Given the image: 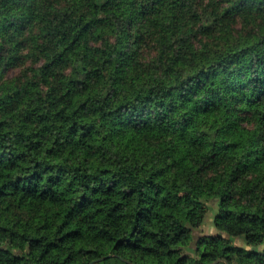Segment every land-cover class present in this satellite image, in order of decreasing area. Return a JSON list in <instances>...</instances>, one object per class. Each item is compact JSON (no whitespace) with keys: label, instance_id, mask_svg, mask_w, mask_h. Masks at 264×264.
<instances>
[{"label":"trees","instance_id":"1","mask_svg":"<svg viewBox=\"0 0 264 264\" xmlns=\"http://www.w3.org/2000/svg\"><path fill=\"white\" fill-rule=\"evenodd\" d=\"M0 264H264V0H0Z\"/></svg>","mask_w":264,"mask_h":264},{"label":"rangeland","instance_id":"2","mask_svg":"<svg viewBox=\"0 0 264 264\" xmlns=\"http://www.w3.org/2000/svg\"><path fill=\"white\" fill-rule=\"evenodd\" d=\"M210 213H208V215H207V219H206V222H208L209 221V218H210ZM207 225V224H206ZM209 229V228H208ZM204 230V229H203ZM210 231V230H209ZM236 243L237 244H242V242H240V241H236Z\"/></svg>","mask_w":264,"mask_h":264}]
</instances>
